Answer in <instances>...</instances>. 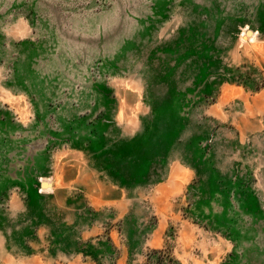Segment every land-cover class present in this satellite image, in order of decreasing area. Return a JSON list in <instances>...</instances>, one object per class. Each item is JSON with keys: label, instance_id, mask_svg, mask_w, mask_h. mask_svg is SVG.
Masks as SVG:
<instances>
[{"label": "rangeland", "instance_id": "rangeland-1", "mask_svg": "<svg viewBox=\"0 0 264 264\" xmlns=\"http://www.w3.org/2000/svg\"><path fill=\"white\" fill-rule=\"evenodd\" d=\"M0 264H264V0H0Z\"/></svg>", "mask_w": 264, "mask_h": 264}, {"label": "bare ground", "instance_id": "bare-ground-1", "mask_svg": "<svg viewBox=\"0 0 264 264\" xmlns=\"http://www.w3.org/2000/svg\"><path fill=\"white\" fill-rule=\"evenodd\" d=\"M245 34H246V33H245ZM248 36H250V37H251L252 35H248ZM248 36H247V37H248Z\"/></svg>", "mask_w": 264, "mask_h": 264}, {"label": "water", "instance_id": "water-1", "mask_svg": "<svg viewBox=\"0 0 264 264\" xmlns=\"http://www.w3.org/2000/svg\"><path fill=\"white\" fill-rule=\"evenodd\" d=\"M248 35L250 34V33H247Z\"/></svg>", "mask_w": 264, "mask_h": 264}]
</instances>
